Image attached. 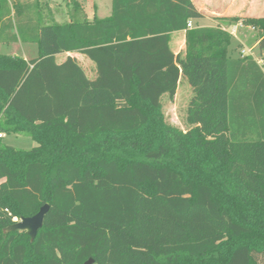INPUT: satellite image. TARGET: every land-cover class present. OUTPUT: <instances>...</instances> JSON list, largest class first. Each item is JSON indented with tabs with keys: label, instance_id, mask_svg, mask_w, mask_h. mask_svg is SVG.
Returning a JSON list of instances; mask_svg holds the SVG:
<instances>
[{
	"label": "trees",
	"instance_id": "16d2710c",
	"mask_svg": "<svg viewBox=\"0 0 264 264\" xmlns=\"http://www.w3.org/2000/svg\"><path fill=\"white\" fill-rule=\"evenodd\" d=\"M202 18L193 0H112L108 18L60 24L51 0H0V44L39 47L0 53V264H264V71L231 58L229 31L189 28ZM229 21L264 59V18ZM181 77L187 130L163 113ZM45 205L34 241L8 231Z\"/></svg>",
	"mask_w": 264,
	"mask_h": 264
},
{
	"label": "crops",
	"instance_id": "0c3cea01",
	"mask_svg": "<svg viewBox=\"0 0 264 264\" xmlns=\"http://www.w3.org/2000/svg\"><path fill=\"white\" fill-rule=\"evenodd\" d=\"M77 1L82 5L78 10H75L72 4L67 5V2L65 4V13L60 12V10H53L57 23H65V21H59L57 15H68L69 19L66 20V22L71 20L70 15H74V18L76 19H87L88 21H93L95 17L98 19H105L112 15V0L111 4H109L108 1L106 2V0H104V2L103 0ZM70 2L72 3L71 0ZM193 2L199 11L204 14V18L191 22L192 28L221 27L222 29L229 31L237 43L235 47L231 46L230 48L231 58L248 56V51H251L252 55L250 56L254 57L258 65H260V61L264 62L263 55L258 48L260 41L259 32L251 27H246L241 23L229 21L231 18H264V0H193ZM59 3L61 4L62 0ZM171 46L177 55L180 53L183 54L185 51V33H175L173 35ZM66 55L77 58L80 63L83 60L81 55L77 53H69ZM85 64H87L86 66H90L91 71H93V65L86 62ZM262 68L264 71V67Z\"/></svg>",
	"mask_w": 264,
	"mask_h": 264
},
{
	"label": "rangeland",
	"instance_id": "374dc122",
	"mask_svg": "<svg viewBox=\"0 0 264 264\" xmlns=\"http://www.w3.org/2000/svg\"><path fill=\"white\" fill-rule=\"evenodd\" d=\"M61 0H51V6L54 10H60V12L65 13L66 7V1L62 0V3L60 4ZM109 4H111V0H106ZM104 2V0H103ZM49 12V11H48ZM72 15H70V18ZM57 19L59 21H65L69 19L68 15H57ZM253 41V40H252ZM251 41V42H252ZM237 45L236 40H232V47H235ZM0 53L3 55H9V56H18L21 58H24L26 60H35L39 57V47L36 43H24V42H11V43H2L0 44ZM257 54V53H256ZM82 62L81 65L85 69L86 73L90 78H93L94 71H91L90 66H86V63H89L92 65L91 61L86 58L85 56L81 55ZM65 56L62 55L59 57V60H64ZM93 73V74H92ZM194 95L193 88L188 83L186 79L181 77V80L179 82L178 86V94L176 97V100L174 99L171 101L168 98V95H164L162 98L163 102V113L165 116V119L168 123L171 125L178 127L182 130L189 129V125L187 124V110L188 106L191 102V99ZM3 143L8 146H12L16 149L21 150H30L37 146V143L34 142L29 136L26 135H3Z\"/></svg>",
	"mask_w": 264,
	"mask_h": 264
},
{
	"label": "water",
	"instance_id": "95a60500",
	"mask_svg": "<svg viewBox=\"0 0 264 264\" xmlns=\"http://www.w3.org/2000/svg\"><path fill=\"white\" fill-rule=\"evenodd\" d=\"M49 205L41 208L38 214L30 218H22L18 223L11 225L8 228L9 232L25 231L34 241L38 235L39 230L44 226L45 216L49 211ZM92 261L86 264H91Z\"/></svg>",
	"mask_w": 264,
	"mask_h": 264
},
{
	"label": "built area",
	"instance_id": "2783aa9c",
	"mask_svg": "<svg viewBox=\"0 0 264 264\" xmlns=\"http://www.w3.org/2000/svg\"><path fill=\"white\" fill-rule=\"evenodd\" d=\"M189 28H192V23H191V22L189 23ZM244 54H245V52H244ZM247 54H248V55H252V52H251V51H248ZM259 64H260L262 67H264V62H263V61H260ZM0 136H2V135H0ZM19 221H20V219H18V218H14V219H13V222H14V223H18Z\"/></svg>",
	"mask_w": 264,
	"mask_h": 264
}]
</instances>
